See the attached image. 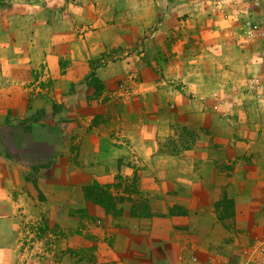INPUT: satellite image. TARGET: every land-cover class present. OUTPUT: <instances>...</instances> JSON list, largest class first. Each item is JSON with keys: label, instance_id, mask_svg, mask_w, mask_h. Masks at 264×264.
Returning a JSON list of instances; mask_svg holds the SVG:
<instances>
[{"label": "crops", "instance_id": "obj_1", "mask_svg": "<svg viewBox=\"0 0 264 264\" xmlns=\"http://www.w3.org/2000/svg\"><path fill=\"white\" fill-rule=\"evenodd\" d=\"M75 5L97 11L81 17L77 36L69 14ZM207 5L202 0L0 2L7 10L0 13V264H85L70 254L73 238L51 244L39 233L58 216L67 226L78 225L74 211L88 209L84 188L94 180L212 184L225 180L215 173L209 181L203 162L214 163L223 151L226 176L244 174L249 161L241 154L260 143L262 128L249 132L246 114L220 116L207 110V102L261 64L248 61L254 46H238L229 32L233 23ZM46 9L50 14L64 9L65 16L46 18ZM253 13L264 25V0ZM93 76L101 93L93 94ZM180 82L182 88L176 87ZM187 88L200 99L184 102ZM150 94L159 106L165 99L190 106L179 109L176 120L209 138L206 146L195 140L193 147L173 149L175 119L139 105H148ZM106 96L122 100L105 106ZM29 139L34 156L27 161L35 159L32 167L38 170L32 174L21 162ZM235 146L241 152L230 154Z\"/></svg>", "mask_w": 264, "mask_h": 264}, {"label": "rangeland", "instance_id": "obj_2", "mask_svg": "<svg viewBox=\"0 0 264 264\" xmlns=\"http://www.w3.org/2000/svg\"><path fill=\"white\" fill-rule=\"evenodd\" d=\"M7 1L15 0H0ZM202 1L206 6L211 3L224 20L233 23L229 32L235 43L238 46L243 43L254 46V52L250 53L247 59L251 63L261 64L257 71L245 74L237 86L224 87L217 100L214 98L207 102V110L218 112L220 116L246 114L245 123H249L248 127L251 128L249 132L260 128V131L263 130V134L256 138V142L260 143L249 154H241L244 161H249L242 176H226L230 173L225 174L229 163L224 159L228 155L224 151L218 154L214 163L204 161L203 168L209 181L215 173L216 178L225 180L216 179L212 184L203 182L147 186L94 180L93 182L102 186L101 192L107 197V213L103 207L89 199L88 209L74 211L79 218L78 225L67 226L63 223H68V220L64 216H58V221L40 227L39 233V236L51 244L69 236L73 238L76 243L70 254L78 259H86L85 264H264V161H261L264 156V40L246 39L242 25L243 18L248 14L264 29L263 23L253 13L254 7L261 0ZM6 11L0 7V13ZM44 11L48 16L46 18L56 13L65 16L66 12L64 9L53 10L51 14L50 9ZM96 12L94 6H73L69 14L74 17L75 36L79 33L81 17L91 18ZM98 61L99 58L91 59L90 65L95 67ZM59 62L62 64V60ZM90 82L95 87L93 94L101 93L99 79L93 76ZM121 82L122 80H119L118 84ZM175 85L182 88L184 83ZM193 92L189 88L184 91V102L192 101V98L196 97L200 99ZM142 97L136 99L141 101ZM155 98V94H150L148 105L144 102L139 105L142 109L149 108V113L171 115L175 119L174 122L170 121L174 135L169 143L173 149H179L181 146L193 147L195 140L198 146H206L209 138L201 136L192 126L176 120L178 110H189L190 106L186 103L178 106L174 101L165 98L162 106H159ZM121 100L118 97L112 100V97L106 96L105 106L110 103L117 106ZM23 129L27 130V126ZM26 134H29L28 131ZM199 137L202 138L201 141L197 140ZM241 143L240 141L239 144ZM28 144L27 150L22 153L21 164L30 174L33 170L37 173L38 170L32 167V162L36 160L32 158L31 161L28 160L29 163L27 161L29 155L34 156L30 152V139ZM239 144L237 146L240 147ZM237 150L238 147L235 146L229 153L241 152L242 149ZM257 151L262 155L258 156ZM147 187L155 193L150 194ZM161 188L165 190L162 191ZM109 195L112 197H108ZM224 196L234 200V213L230 217L219 219L216 201ZM220 210L224 212L225 207H220ZM60 225L64 227L61 228ZM49 231L51 232L48 233Z\"/></svg>", "mask_w": 264, "mask_h": 264}, {"label": "trees", "instance_id": "obj_3", "mask_svg": "<svg viewBox=\"0 0 264 264\" xmlns=\"http://www.w3.org/2000/svg\"><path fill=\"white\" fill-rule=\"evenodd\" d=\"M101 86H102V84H101ZM30 179H31V183H32L33 188L35 189L37 195L39 197H42L41 189L37 185L36 180L34 178H30ZM101 189H103V188L100 184H98V182H93L91 184L86 185L84 188V191H85L86 196L89 199H92V201L94 203L103 207L105 209L104 210L105 213H107L108 208H106V205H105V200H107V197L103 195L104 192H101ZM108 197L111 198L112 196L109 195ZM108 200H110V199H108ZM216 205H217L218 218L219 219H224V218L230 217L234 213L233 208H234L235 202L231 197L224 196L221 199L220 198L217 199ZM220 207H225L224 212H222L220 210Z\"/></svg>", "mask_w": 264, "mask_h": 264}, {"label": "built area", "instance_id": "obj_4", "mask_svg": "<svg viewBox=\"0 0 264 264\" xmlns=\"http://www.w3.org/2000/svg\"><path fill=\"white\" fill-rule=\"evenodd\" d=\"M244 28V37L248 40L261 38L264 40V29L258 22H256L252 17L248 14L243 18L242 22ZM262 56L264 58V50L262 52ZM120 88H124V83L119 84Z\"/></svg>", "mask_w": 264, "mask_h": 264}]
</instances>
